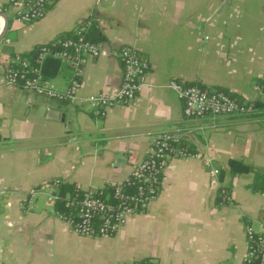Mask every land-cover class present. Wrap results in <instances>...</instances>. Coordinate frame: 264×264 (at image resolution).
Here are the masks:
<instances>
[{
  "label": "crops",
  "instance_id": "0c3cea01",
  "mask_svg": "<svg viewBox=\"0 0 264 264\" xmlns=\"http://www.w3.org/2000/svg\"><path fill=\"white\" fill-rule=\"evenodd\" d=\"M1 7L8 25L0 54L49 44L85 19L106 53L86 62L70 102L6 84L0 66V264H241L246 226L261 231L264 194L250 188L252 173L232 174L227 162L264 169V117H223L214 128L205 118L186 120L167 83L258 100L264 0H57L29 24L12 19L9 0ZM125 45L145 64L144 85L130 102L96 116L86 99L117 89V51ZM58 63L47 64L44 75L61 93L74 71ZM177 132L197 158L167 159L155 199L115 235L80 237L56 217L49 183L103 189L131 172L154 137ZM204 158L218 169L215 183Z\"/></svg>",
  "mask_w": 264,
  "mask_h": 264
},
{
  "label": "built area",
  "instance_id": "2783aa9c",
  "mask_svg": "<svg viewBox=\"0 0 264 264\" xmlns=\"http://www.w3.org/2000/svg\"><path fill=\"white\" fill-rule=\"evenodd\" d=\"M56 2L57 0H9L11 17L21 24L33 23L44 15L46 7ZM89 25V22H84L75 26L72 37L55 42L59 46L58 49L50 50L41 47L34 60V66L16 58L18 68L4 71V82L57 101H73L79 77L86 62L97 59L106 53L99 43L90 42L84 38V33ZM47 56L73 68L74 76L61 93L55 91L52 85L41 77L40 66ZM117 56L122 65V74L117 89L111 94L98 93L86 99V103L96 116L102 117L106 109L130 102L144 85L145 64L136 50L125 45L118 49ZM167 87L180 100L184 119L205 118L209 128H214L216 120L219 118L246 116L255 112L251 103L239 104L221 91L201 88L196 85H184L175 81H169ZM254 88L258 93L259 100L264 104V87L255 86ZM182 135L181 132H177L174 135H158L152 139L142 160L125 178L113 183L115 203L108 204L91 196L93 191H88L79 203H75L77 221L55 213L56 217L68 224L72 233L80 237L109 238L115 235L129 217L144 213L155 199L160 182L159 176L166 159L197 158L195 153H188L175 145ZM202 161L209 177L214 183L217 182L218 169L212 166L209 158H204ZM56 182L57 180H54L49 183L46 189L54 191ZM124 186L133 187L134 193L131 195L123 193ZM219 193L221 200L228 202L227 192L220 189ZM36 194V190L30 191L27 197L28 205ZM259 232L264 233V222ZM252 233L254 231L251 228L245 229L246 243L252 241ZM258 240L254 251H247L246 246L243 261L257 259L258 264H264V237Z\"/></svg>",
  "mask_w": 264,
  "mask_h": 264
},
{
  "label": "trees",
  "instance_id": "16d2710c",
  "mask_svg": "<svg viewBox=\"0 0 264 264\" xmlns=\"http://www.w3.org/2000/svg\"><path fill=\"white\" fill-rule=\"evenodd\" d=\"M49 7L50 6L46 7V10ZM4 8L5 7H1L0 10L4 12L5 11ZM84 22H89V24H90L84 33V38L86 40H88L90 42H94V43L101 42L102 39L99 37L96 28L92 25V23L89 19L82 20L77 25H81ZM72 33H73V30H72V32L60 34L57 36V38L53 42H51L49 44L38 45V46L34 47L31 51L24 53V54H18V55H15V54H5L4 55V53L0 54V66H2L4 68V71H6L7 69L18 68V63H17L18 61L15 60L16 58L19 61H26L29 63V65L34 66V60L36 59V56L39 53V49L41 47H46L50 50L58 49L59 46L55 42L72 37ZM2 43H3V40L0 42V49H1ZM47 64L55 65V68H57V66L59 65L58 60H56L52 57L47 56L44 58V60L41 63V66H40V70H41V77L45 81H47L46 80L47 76L44 75V70H45V66ZM55 70L56 69H54V72H55ZM255 84L257 87H264V78L257 80L255 82ZM213 90L223 92L224 94H226L228 97H230L231 99H233L235 102H237L239 104L240 103H251L252 104V106L255 110L254 113H252L250 115H246V116H236V117L247 118V119L264 117V104L259 99L252 101V102H246V101H241L240 99L233 97L232 95H230L229 93H227L223 90H220V89H213ZM62 102H64V101H62ZM186 120H188V119H186ZM175 145L178 148L184 149L188 153H195L192 150V148L190 147V145L185 141V138H183V137H181L177 141V144H175ZM227 167H228V170L232 174H234V173H247V172L252 173L253 182L250 185V188L253 191L264 194V169L258 170L256 168H253V167H250L247 165H243L241 162H237V161H233V160H229L227 162ZM160 176H161V174H160ZM160 176H159V179H160ZM113 190H114V184L112 183L111 185L106 186L103 189L101 188V189H98V190L91 192V196L97 197V198L103 200L104 202H106L108 204H113V203H115V199L113 198ZM122 191H123V193L129 194V195L134 193L133 187H130V186H124ZM87 192L88 191L81 190L76 185L67 184V183H64V182L57 180V182L55 184V196H54V210H55V212L59 215H62L63 217H69V218L73 219L74 221H77L78 219H77V214H76L75 203H79L84 198V195ZM263 222H264V216H263ZM246 228H247V226H246ZM263 237H264V233L254 231V233H252V241L247 243V251H250V250L254 251L256 242L259 241L258 239H263ZM131 264H153V263L147 259H142L140 261H137V262H134ZM241 264H258V260L257 259H250L248 262L243 261Z\"/></svg>",
  "mask_w": 264,
  "mask_h": 264
},
{
  "label": "water",
  "instance_id": "95a60500",
  "mask_svg": "<svg viewBox=\"0 0 264 264\" xmlns=\"http://www.w3.org/2000/svg\"><path fill=\"white\" fill-rule=\"evenodd\" d=\"M0 20L2 21V29L0 31V41H2V39L4 38L5 31L7 29L8 19L6 14L1 10H0Z\"/></svg>",
  "mask_w": 264,
  "mask_h": 264
}]
</instances>
